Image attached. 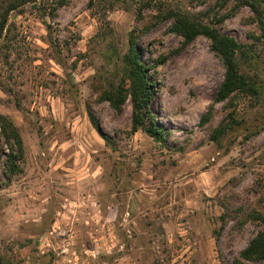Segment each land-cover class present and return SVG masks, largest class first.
I'll use <instances>...</instances> for the list:
<instances>
[{"label": "rangeland", "instance_id": "rangeland-1", "mask_svg": "<svg viewBox=\"0 0 264 264\" xmlns=\"http://www.w3.org/2000/svg\"><path fill=\"white\" fill-rule=\"evenodd\" d=\"M235 3L68 0L45 21L12 14L0 112L17 126L24 159L7 179L0 155V264H264L240 256L264 228V101L213 102L221 61L205 36L184 41L167 17L171 8L207 14L252 43L241 66L264 78V40ZM134 27L164 142L131 131L129 101L116 111L99 99L121 74L109 53L124 50ZM229 114L238 123L213 140Z\"/></svg>", "mask_w": 264, "mask_h": 264}, {"label": "trees", "instance_id": "trees-1", "mask_svg": "<svg viewBox=\"0 0 264 264\" xmlns=\"http://www.w3.org/2000/svg\"><path fill=\"white\" fill-rule=\"evenodd\" d=\"M91 3L93 0H90ZM233 7L248 6L252 12V19L257 24L260 35L257 39L264 40V0H235ZM68 0H0V55L7 57V47L11 43L15 22L11 17L13 13L21 14L31 10L42 20L55 15L58 7L67 4ZM228 0H217L223 7ZM113 8V3L110 4ZM139 10L138 15H140ZM214 16L221 21L223 15ZM167 17L172 19V29L190 41L198 35L205 36L210 42V49L219 58L224 75L218 85L213 102H222L231 99L236 94H242L257 100L264 101V78L257 73L251 74L241 66L250 62L253 45L241 43L234 36L220 31L214 22L206 20L207 14L200 15L194 12H184L171 8ZM50 33V25L46 24ZM147 27L141 28L143 32ZM139 30L134 27L127 33L125 48L122 52L109 53V58L116 59L121 65V74L117 83H110L99 94V99L107 101L110 106L120 111L129 101L131 105V131L141 130L153 140L164 142V129L156 120L152 109L154 96L153 79L149 74V66L142 60L141 49L137 43ZM6 49L2 52L3 49ZM230 113V112H229ZM89 120L99 136L108 143L109 136L103 132L94 116L89 112ZM204 121V120H202ZM238 121L229 114L228 119L218 123L211 133V138L218 141L225 133L233 128ZM0 155H2L4 176L10 179L23 170L24 145L21 134L12 119L0 112ZM264 221V216H260ZM240 256L245 260L264 261V228L253 236L241 250Z\"/></svg>", "mask_w": 264, "mask_h": 264}]
</instances>
